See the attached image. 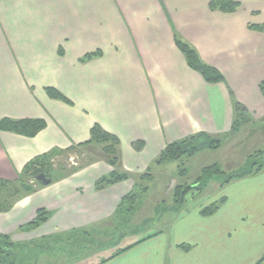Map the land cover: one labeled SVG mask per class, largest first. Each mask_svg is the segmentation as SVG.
<instances>
[{"label":"crops","instance_id":"obj_1","mask_svg":"<svg viewBox=\"0 0 264 264\" xmlns=\"http://www.w3.org/2000/svg\"><path fill=\"white\" fill-rule=\"evenodd\" d=\"M210 1L0 0V121H45L31 137L0 130V180H16L31 159L51 150L91 159L77 169L80 162L53 164L49 184L30 180L35 190L0 213L1 235L27 243L41 263L76 264L83 251L94 258L98 252H86L84 242L117 236L121 200L141 175L150 174L149 185L166 168L169 162L154 163L166 144L205 133L222 137L221 148L235 147V101L248 120L264 118V31L250 27L264 25V0H236L231 13L210 10ZM175 36L223 81L207 83L191 69ZM95 51L101 55L80 61ZM46 88L71 103L51 98ZM94 124L118 137V169L129 175L101 190L96 181L113 167L98 147L79 145ZM220 197L213 213L197 206L158 233L140 239L126 233L116 251L88 264H255L264 256V169L232 179ZM38 209L49 218L21 231ZM74 243L77 253L68 250Z\"/></svg>","mask_w":264,"mask_h":264},{"label":"rangeland","instance_id":"obj_2","mask_svg":"<svg viewBox=\"0 0 264 264\" xmlns=\"http://www.w3.org/2000/svg\"><path fill=\"white\" fill-rule=\"evenodd\" d=\"M233 134L232 138L237 141L235 147L223 145L222 148L219 147L215 150H200L191 157L182 158L176 163L169 162L165 164L166 168L155 173L149 185L147 184L149 176L141 179L139 183L148 185L149 189L141 196L139 203L133 206L125 205V208H122L118 213L119 225H115V228L112 227V230L117 232V236H111L113 234L111 233V237L102 238L101 243L92 242L93 244H88L84 242L87 247L86 252H98L94 255L96 259L88 258L89 255L83 251L81 252L82 254L78 253L81 256L76 264H88L92 260L96 261L116 251L119 246L124 244L116 242L118 237L126 233L135 232V239H140L166 229L167 225L192 208L204 205L203 209L213 203H218L222 199L220 197L221 186L219 185L229 175L254 169L258 165L263 166L264 118L257 121L247 119V123L243 125L240 131ZM88 157V154L81 156L73 152L69 154L63 153L56 155L51 160V163L56 166L59 164L70 166L72 163L81 162L82 159ZM213 165H217L223 173L212 171L209 174L204 173L205 168ZM190 186H192V189H189L181 199V190ZM97 238L101 237L98 236ZM106 240H110V242ZM1 242L0 245L4 251H0V264H33L34 262H37L35 264H46V262L41 263L42 260L32 258L30 249L25 247L27 243L12 241L10 236H8L7 243ZM58 244L62 246L66 243L61 242ZM78 249L79 244L76 243L70 244L68 247L70 252L77 253ZM104 249H107L105 250L106 252L103 251L105 252L104 254H102V251L99 252ZM24 251L27 252L25 253ZM49 260L51 262H47V264H63V261L59 263L52 259Z\"/></svg>","mask_w":264,"mask_h":264},{"label":"trees","instance_id":"obj_3","mask_svg":"<svg viewBox=\"0 0 264 264\" xmlns=\"http://www.w3.org/2000/svg\"><path fill=\"white\" fill-rule=\"evenodd\" d=\"M240 4L236 0H211L209 2L210 10H217L225 13H231L236 11L239 8ZM252 29L258 31H264V25L261 26H250ZM175 44L179 50L183 53L187 65L198 72L207 83H216L223 81V75L213 66L208 65L201 60L197 51L187 42L180 39L178 36H175ZM101 51H95L87 53L80 58L81 62L89 61L93 58L99 57ZM47 94L54 99L62 100L66 103H71L69 99L63 96L59 91L54 88H46ZM259 90L264 98V81L259 83ZM247 109L244 105L239 102H234V117L231 126V133H237L247 123ZM45 127V121L43 119H23V120H10L4 119L0 121V130L10 131L18 133L24 136H34L40 130ZM119 139L116 135L105 131L99 124H94L90 129V136L88 141L81 143L79 145H92L98 147L103 155L104 160L113 167V170L110 174L101 176L95 183V189L101 190L109 185L115 184L119 181H123L129 178V175L120 171V155H119ZM222 144V137H212L205 133H199L191 136L184 137L180 140L168 143L161 150L158 156L154 159V163L161 164L171 161H180L182 158L191 157L193 154L200 150L204 149H218ZM143 143H135L136 149H141ZM67 150H51L50 152L39 155L31 159L23 168V171L19 177L14 181L0 180V213L7 212L11 209L14 200L19 197L22 193H31L35 190L37 186L30 184L32 180L36 184H40L36 180V176L40 172H45L47 177H50L51 172L54 171L53 164L51 160L59 154L66 153ZM91 159H82L80 165L75 166L73 169H77L84 165ZM65 165L59 164L57 167L61 169ZM264 169V165H258L254 169H248L244 172H239L233 175H229L219 186H223L229 181L237 177H243L245 175L255 174ZM218 172L223 173L219 170L217 165L210 166L204 169V173ZM146 176L141 175V179H144L147 176H150L149 173L145 174ZM51 179V178H50ZM196 185V184H195ZM181 187V186H180ZM196 187V186H195ZM193 187V188H195ZM149 189L148 185H142L141 183L135 184L134 188L126 194L121 200L117 214L121 211L122 208H125V205L133 206L136 203L140 202V198L144 195ZM192 189V186L185 187L181 190L180 197L182 199L183 195L189 190ZM223 201L221 199L218 203H213L201 211L203 214L213 213L218 205ZM50 216V212L46 209H38L36 211L35 217L28 222L26 225L20 227L21 231H30L36 229L39 225L44 223ZM2 241V242H1ZM8 236L0 234V242L7 243ZM0 251H4L3 247L0 245ZM264 259V256L260 258L255 264H260Z\"/></svg>","mask_w":264,"mask_h":264},{"label":"water","instance_id":"obj_4","mask_svg":"<svg viewBox=\"0 0 264 264\" xmlns=\"http://www.w3.org/2000/svg\"><path fill=\"white\" fill-rule=\"evenodd\" d=\"M36 180L44 185L49 184L51 182V179L47 177V174L45 172H40L36 176Z\"/></svg>","mask_w":264,"mask_h":264}]
</instances>
